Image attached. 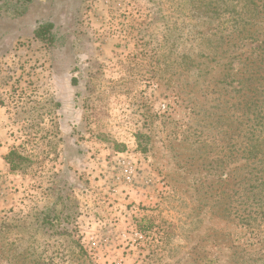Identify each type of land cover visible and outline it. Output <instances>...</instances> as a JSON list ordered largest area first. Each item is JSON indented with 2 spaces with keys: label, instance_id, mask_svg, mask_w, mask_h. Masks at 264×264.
I'll use <instances>...</instances> for the list:
<instances>
[{
  "label": "rangeland",
  "instance_id": "obj_1",
  "mask_svg": "<svg viewBox=\"0 0 264 264\" xmlns=\"http://www.w3.org/2000/svg\"><path fill=\"white\" fill-rule=\"evenodd\" d=\"M236 4L0 0V264H264L204 39Z\"/></svg>",
  "mask_w": 264,
  "mask_h": 264
},
{
  "label": "trees",
  "instance_id": "obj_2",
  "mask_svg": "<svg viewBox=\"0 0 264 264\" xmlns=\"http://www.w3.org/2000/svg\"><path fill=\"white\" fill-rule=\"evenodd\" d=\"M237 4L234 11L225 10L234 16L227 27L221 28L217 41L210 35L204 39L208 44L217 42L213 56L227 60L221 64L224 67L221 92L228 99L223 102L217 124L224 128L221 131L224 136L234 138V143L228 150L230 155L222 157L220 166L227 167L231 159L238 164L235 180L240 198L251 193L255 205L248 215L242 212L237 217L239 223L251 226L264 221V0H237ZM52 27L40 26L35 37L50 41ZM197 144L191 139L192 147ZM16 155L12 151L7 156L11 171L18 168L13 159Z\"/></svg>",
  "mask_w": 264,
  "mask_h": 264
}]
</instances>
